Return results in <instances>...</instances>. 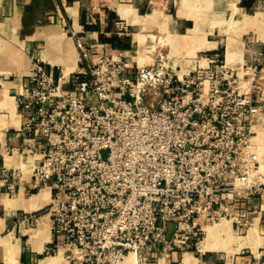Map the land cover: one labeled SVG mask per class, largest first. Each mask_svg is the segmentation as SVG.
Returning a JSON list of instances; mask_svg holds the SVG:
<instances>
[{
	"label": "built area",
	"instance_id": "1",
	"mask_svg": "<svg viewBox=\"0 0 264 264\" xmlns=\"http://www.w3.org/2000/svg\"><path fill=\"white\" fill-rule=\"evenodd\" d=\"M80 50L86 65L68 78L35 60L18 96L23 132L47 139L33 185L54 189L48 254L63 251L68 264L153 259L198 247L208 224L231 220L244 233L262 217L263 67L220 52L190 69L163 54L135 66L118 48L90 62L93 49ZM253 198L260 208L239 214Z\"/></svg>",
	"mask_w": 264,
	"mask_h": 264
},
{
	"label": "crops",
	"instance_id": "2",
	"mask_svg": "<svg viewBox=\"0 0 264 264\" xmlns=\"http://www.w3.org/2000/svg\"><path fill=\"white\" fill-rule=\"evenodd\" d=\"M227 22L235 27L225 48L224 38L212 34ZM121 23L128 33H119ZM113 33L128 37L122 50L135 66L163 54L171 68L190 69L201 54L220 52L236 66L259 64L264 77V0H0V264H68L64 253L46 255L51 238L46 210L54 189L35 188L33 169L47 139L23 132L18 96L35 60L68 78L86 65L80 44L93 49L95 62L114 48L106 42ZM8 179L17 182L14 191ZM262 200L251 199L239 214L260 208ZM224 222L226 229L210 242L209 227L217 223L208 224L198 247L161 251L153 259L139 253L123 264H264V214L255 213L244 236L233 221L218 223Z\"/></svg>",
	"mask_w": 264,
	"mask_h": 264
},
{
	"label": "rangeland",
	"instance_id": "3",
	"mask_svg": "<svg viewBox=\"0 0 264 264\" xmlns=\"http://www.w3.org/2000/svg\"><path fill=\"white\" fill-rule=\"evenodd\" d=\"M225 20V19H224ZM235 26H232L231 25V22L229 23V22H227L226 24H224L222 27H221V29H220V33L217 35V33L215 34H212V38H224V47L226 48V43H227V39H229V37L230 38H232V33H233V28H234ZM223 28V29H222ZM258 80L260 81V82H262V83H264V77H260V78H258ZM258 233H259V231H258ZM239 236H244V235H246V233H239L238 234ZM259 236H260V233H259ZM260 240H261V238H260ZM260 240H259V243H260ZM262 243H264L263 242V240H262ZM46 255H50V254H46ZM51 255H54V254H51Z\"/></svg>",
	"mask_w": 264,
	"mask_h": 264
},
{
	"label": "bare ground",
	"instance_id": "4",
	"mask_svg": "<svg viewBox=\"0 0 264 264\" xmlns=\"http://www.w3.org/2000/svg\"><path fill=\"white\" fill-rule=\"evenodd\" d=\"M228 55H229V58H230V56H231V48H229V50H228ZM225 220V219H224ZM226 222V221H225ZM224 222V224L223 223H218L217 222V225L216 226H212L211 228L209 227V235H208V242H210V240L211 239H213V236L216 234V232H218L219 230H222V229H226V223ZM228 225V224H227ZM231 225V224H230ZM229 226V225H228ZM229 232H230V230H229ZM253 233H254V231L253 232H251L250 233V236L249 237H251L252 238V236H253ZM215 238V237H214ZM203 244V243H202ZM206 245V244H205ZM206 248V247H205ZM64 252L62 251L61 252V254H63ZM130 257V259L131 258H133L134 257V255H130L129 256ZM128 257V258H129ZM128 258H127V260H128Z\"/></svg>",
	"mask_w": 264,
	"mask_h": 264
},
{
	"label": "trees",
	"instance_id": "5",
	"mask_svg": "<svg viewBox=\"0 0 264 264\" xmlns=\"http://www.w3.org/2000/svg\"><path fill=\"white\" fill-rule=\"evenodd\" d=\"M116 37L118 38V40H116ZM124 39L120 38V36L118 34H112V36L108 37V39L106 40V42H109L111 45H113L114 48H118V49H125L128 47V40H126L128 37L125 36L123 37ZM125 40V41H123ZM127 41V42H126Z\"/></svg>",
	"mask_w": 264,
	"mask_h": 264
},
{
	"label": "water",
	"instance_id": "6",
	"mask_svg": "<svg viewBox=\"0 0 264 264\" xmlns=\"http://www.w3.org/2000/svg\"><path fill=\"white\" fill-rule=\"evenodd\" d=\"M176 228V223L175 222H169L168 223V232H167V237L170 239L172 237V234Z\"/></svg>",
	"mask_w": 264,
	"mask_h": 264
}]
</instances>
